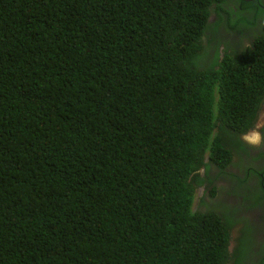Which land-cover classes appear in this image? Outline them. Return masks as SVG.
<instances>
[{"label":"trees","instance_id":"obj_1","mask_svg":"<svg viewBox=\"0 0 264 264\" xmlns=\"http://www.w3.org/2000/svg\"><path fill=\"white\" fill-rule=\"evenodd\" d=\"M262 103L264 0H0V264H264Z\"/></svg>","mask_w":264,"mask_h":264},{"label":"flooded vegetation","instance_id":"obj_2","mask_svg":"<svg viewBox=\"0 0 264 264\" xmlns=\"http://www.w3.org/2000/svg\"><path fill=\"white\" fill-rule=\"evenodd\" d=\"M255 25L256 26H254L252 28V30L254 32H258L260 30V27H259L260 24L257 23ZM230 38H232V40H234V36H230ZM248 38L250 40H252V38L250 36H248ZM262 108H264V104L261 108H259L257 110V114H256L257 116H258L259 111H261ZM257 121L259 122L258 126L255 125V122H257ZM263 128H264V120H261V118L258 119V117H256L254 119L253 124L251 125V127L248 129V131L246 133L232 135L228 139V142L233 143V146L236 147L235 149H233V150H235V153L233 155L231 163L228 164L227 166H225V171L230 172L233 175L238 174L241 171L243 172L242 164L238 163L236 161V159L234 158L235 156L241 157L244 161L243 165L248 168V172L246 174L242 175L243 177L248 179V181L246 183H244V185H243L245 187V192H248L249 188H251L252 190H255L254 193H257L258 195H260L262 193L264 184L262 182L258 183L259 176H255L256 172L251 173L252 172L251 168H253L255 170H260V167L262 168L264 166V159L254 158V156L259 151H264V138L263 137L260 138V141H258L259 143L257 146L253 140V134L254 133L257 134V140H259V135H262L261 132H262ZM218 170L219 169H217V172H218ZM203 172L205 173V170L201 171V174ZM249 172H250V174H249ZM209 175L211 176V179L213 181H216V183L218 184V187H224L225 185H230L232 182V178L217 175L215 171H210ZM246 176H248V177H246ZM254 176H255V179L253 178ZM252 194L253 193H250L249 197H252ZM222 197H224V195L221 196V198ZM221 198H220V200H221ZM235 198L237 201H240L242 199L241 197H237V196H235ZM210 200H212L213 202H218V204H220V200H217L215 198H210ZM249 202H251V201L250 200H244L243 201V203H247V204ZM259 206L260 207H258L256 209L251 208V209H245L244 211H241L239 216H238V218L240 219V220H238L240 222V224L242 222H245L244 224L247 223L252 228H253L254 224H258V217H260L261 213L264 212V200L261 202V204ZM240 224H239V226H240ZM238 233H239V228H237L236 231L234 232V234H236V235L233 236V243L230 244L231 248H233L234 243L236 242ZM261 233L262 232L260 230L257 233V235H259Z\"/></svg>","mask_w":264,"mask_h":264},{"label":"rangeland","instance_id":"obj_3","mask_svg":"<svg viewBox=\"0 0 264 264\" xmlns=\"http://www.w3.org/2000/svg\"><path fill=\"white\" fill-rule=\"evenodd\" d=\"M216 18V16L214 15V14H212V19H215ZM224 23V22H223ZM224 25H225V23H224ZM233 34H235L234 32H233ZM239 34L238 33H236L235 34V40H233V42L232 43H230L231 44V46H233L234 45V42L235 41H237V39L239 38ZM221 54H222V52H221ZM258 119H260L261 118V120H264V108H262L261 109V111H259V113H258ZM258 124H259V122L257 121V122H255V125L256 126H258ZM260 138H261V135H259V140H257V134H253V140H254V142H255V144L258 146V141H260ZM234 153H235V151H233V155H234ZM262 156H264V151H259L255 156H254V158H256V159H261V158H264V157H262ZM235 159H240L241 160V164H242V167H244L245 169L247 168V167H245L244 165H243V163H244V161H243V159L241 158V157H234ZM213 169L215 168V166L213 165V166H211ZM252 170H255V169H253V168H251V171ZM260 170H262V168L260 167ZM260 170H256L257 172L258 171H260ZM211 171H214V170H212L211 169ZM247 171H248V168L246 169V170H243V172L241 171L240 172V174L241 175H243V174H246L247 173ZM215 172H217V170L215 171ZM202 194H203V190H202V188H200L199 190H198V192H197V197H200V196H202ZM196 203H197V199H196ZM194 210H195V206H194ZM230 248H231V246H230Z\"/></svg>","mask_w":264,"mask_h":264},{"label":"clouds","instance_id":"obj_4","mask_svg":"<svg viewBox=\"0 0 264 264\" xmlns=\"http://www.w3.org/2000/svg\"><path fill=\"white\" fill-rule=\"evenodd\" d=\"M236 4V6H237V8H240V4H241V1H237V3H235ZM214 5V4H213ZM218 6L217 5H215V6H213V8L212 9H210V15H209V23H214L215 21H216V18L215 19H212V14H214L215 16L216 15H218V14H221L222 15V17L224 18V11H222V10H216V8H217ZM222 24H223V22H222ZM260 24V23H259ZM241 27V26H240ZM236 34V33H235ZM235 34L233 35V34H231V35H229V37L227 38V41H228V43H229V45H231L230 43H232L233 42V40H232V38H230V36H234V40H235ZM241 36V35H240ZM242 37H243V40H245L244 41V46L245 47H249L251 44H252V41L249 39V40H246L245 39V37H244V35H242ZM238 40V39H237ZM235 42H237V41H235ZM234 42V43H235ZM239 42V41H238ZM233 47H234V45H233ZM221 52H222V54H221ZM223 55V51H222V49H221V51H220V56H222ZM263 104L264 103H262L261 105H259L260 106V108L263 106ZM226 141H228V139H225ZM232 149H234L233 148V146H232ZM233 151H235V150H231V152L233 153ZM206 162H208V161H206ZM214 164L213 163H211V164H209V166H213ZM203 170H206L205 168H202V169H200L199 171H198V174H201V171H203ZM248 172V171H247ZM201 175H204V172L201 174ZM194 210V209H193Z\"/></svg>","mask_w":264,"mask_h":264}]
</instances>
